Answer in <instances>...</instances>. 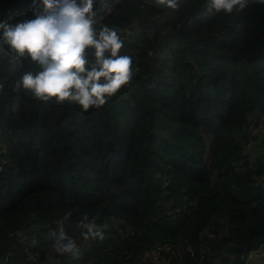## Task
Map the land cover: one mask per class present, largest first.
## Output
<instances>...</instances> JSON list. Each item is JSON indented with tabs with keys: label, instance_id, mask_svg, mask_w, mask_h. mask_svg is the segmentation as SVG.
I'll use <instances>...</instances> for the list:
<instances>
[{
	"label": "trees",
	"instance_id": "16d2710c",
	"mask_svg": "<svg viewBox=\"0 0 264 264\" xmlns=\"http://www.w3.org/2000/svg\"><path fill=\"white\" fill-rule=\"evenodd\" d=\"M103 4L97 28L134 30L120 50L131 78L100 108L14 90L33 64L0 46V264H160L166 250L148 259L158 245L175 254L164 264H245L264 247V134L251 133L264 120V4L223 15L204 0ZM31 7L0 0V19ZM65 211L78 260L52 249ZM84 214L107 225L102 240L80 238Z\"/></svg>",
	"mask_w": 264,
	"mask_h": 264
},
{
	"label": "clouds",
	"instance_id": "9594fccd",
	"mask_svg": "<svg viewBox=\"0 0 264 264\" xmlns=\"http://www.w3.org/2000/svg\"><path fill=\"white\" fill-rule=\"evenodd\" d=\"M175 9L177 0H158ZM248 0H204L208 15L231 14ZM264 4V0H259ZM95 0H31V17L15 22L0 19V46L9 59L27 58L33 67L24 71L14 90L23 89L40 102L74 104L81 111L100 108L126 85L132 75L131 57L121 54L122 40L108 26L97 28ZM89 49L90 52H86ZM65 211L50 230L53 252L78 260L80 240L69 234ZM87 214L76 222L82 240H102L107 225Z\"/></svg>",
	"mask_w": 264,
	"mask_h": 264
},
{
	"label": "built area",
	"instance_id": "2783aa9c",
	"mask_svg": "<svg viewBox=\"0 0 264 264\" xmlns=\"http://www.w3.org/2000/svg\"><path fill=\"white\" fill-rule=\"evenodd\" d=\"M107 5L111 6L110 4H107ZM95 11H96L99 19L103 18L108 12V10L101 11L99 9H96ZM203 15L204 14H202V16ZM133 30H134L133 27H128L124 30L119 31V36H120V39L122 40V42L128 41V37L133 34ZM168 42H170V41H168ZM251 133H252V135H263L264 134V120L262 122H260L258 125L252 127ZM250 147H251V143H248V149ZM250 161H253V158H251ZM0 170H1V165H0ZM161 175H162V178L164 181L163 184H166L168 182L167 177H165L163 174H161ZM176 211L177 210H175V211L170 210L168 213L174 214ZM18 235H19V241L24 246V250L27 251L28 253H29V251H28L29 247H35L37 245L36 238L34 236L28 235L27 230H24V231L18 233ZM20 242H19V244H20ZM80 247H81V245H80ZM165 247L166 246H159V245L156 246L153 250H151L149 252L148 259L150 258L151 261L157 262L159 254H161L162 251H164ZM258 250H261L260 254H252V253H256ZM9 255H11V254L9 253L8 256ZM256 255H257V258L263 259V262L260 264H264V247H261V248L257 249L256 251L250 252L248 254L247 258H250V256L254 257ZM31 258H32V256H30V259ZM34 260H36L37 264H52V263L43 262V261L36 259V258Z\"/></svg>",
	"mask_w": 264,
	"mask_h": 264
},
{
	"label": "crops",
	"instance_id": "0c3cea01",
	"mask_svg": "<svg viewBox=\"0 0 264 264\" xmlns=\"http://www.w3.org/2000/svg\"><path fill=\"white\" fill-rule=\"evenodd\" d=\"M164 251L166 253L162 254V256L160 257V260H159L160 264H164V263L170 261L171 259L175 258V254H172V250L169 247H165ZM246 263L247 264H257V255L254 257H251V258H247V260L245 261V264Z\"/></svg>",
	"mask_w": 264,
	"mask_h": 264
},
{
	"label": "rangeland",
	"instance_id": "374dc122",
	"mask_svg": "<svg viewBox=\"0 0 264 264\" xmlns=\"http://www.w3.org/2000/svg\"><path fill=\"white\" fill-rule=\"evenodd\" d=\"M110 8V6L109 5H107V4H103L102 5V7L99 9V10H101V11H105V10H108ZM95 19L97 20V19H99L98 18V15H96V17H95ZM145 27H146V29H147V26L146 25H144ZM210 160H209V158H207V162H209ZM163 185V187L165 186V184H162ZM260 252H261V250H258L256 253H252V254H260ZM251 257H253V256H250V258ZM263 262V259H261V258H257V264H260V263H262Z\"/></svg>",
	"mask_w": 264,
	"mask_h": 264
}]
</instances>
